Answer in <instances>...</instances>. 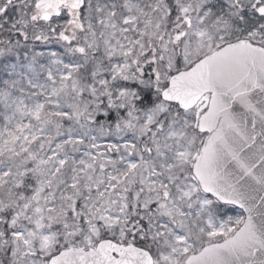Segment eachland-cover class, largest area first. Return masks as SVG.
Returning a JSON list of instances; mask_svg holds the SVG:
<instances>
[{"label": "snow or ice", "instance_id": "1", "mask_svg": "<svg viewBox=\"0 0 264 264\" xmlns=\"http://www.w3.org/2000/svg\"><path fill=\"white\" fill-rule=\"evenodd\" d=\"M0 264H264V0H0Z\"/></svg>", "mask_w": 264, "mask_h": 264}]
</instances>
